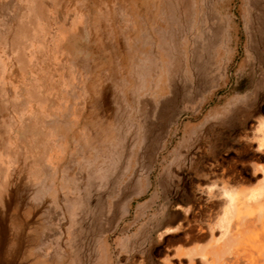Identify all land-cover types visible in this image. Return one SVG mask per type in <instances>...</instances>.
Instances as JSON below:
<instances>
[{"label":"rangeland","instance_id":"1","mask_svg":"<svg viewBox=\"0 0 264 264\" xmlns=\"http://www.w3.org/2000/svg\"><path fill=\"white\" fill-rule=\"evenodd\" d=\"M27 4L0 0V264H238L186 237L264 179V0Z\"/></svg>","mask_w":264,"mask_h":264},{"label":"bare ground","instance_id":"2","mask_svg":"<svg viewBox=\"0 0 264 264\" xmlns=\"http://www.w3.org/2000/svg\"><path fill=\"white\" fill-rule=\"evenodd\" d=\"M26 1L28 4L23 15L32 17L35 12L34 0ZM28 34V29H23L20 32L21 37ZM20 47L21 43L17 45L18 51ZM235 177L233 175L227 180L235 181L234 184L224 181L223 185L219 187L220 202L215 221L209 222L208 226L199 224V236L197 237L191 234L194 227L190 225L186 239H201L210 233L217 253L216 256L208 255L213 257L214 263L217 261L223 263L233 255L238 264L243 261L246 264H264V179L254 187H244L237 184L238 177L236 179ZM184 213L187 221L192 222L188 213ZM215 224L221 228L219 236L214 233ZM197 252L199 253V251Z\"/></svg>","mask_w":264,"mask_h":264},{"label":"crops","instance_id":"3","mask_svg":"<svg viewBox=\"0 0 264 264\" xmlns=\"http://www.w3.org/2000/svg\"><path fill=\"white\" fill-rule=\"evenodd\" d=\"M143 1H146V2H149V3H151V0H143Z\"/></svg>","mask_w":264,"mask_h":264}]
</instances>
